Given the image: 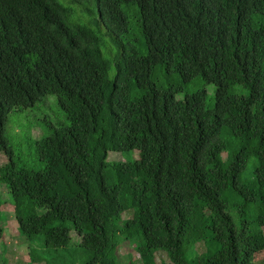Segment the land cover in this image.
I'll list each match as a JSON object with an SVG mask.
<instances>
[{
  "label": "trees",
  "instance_id": "16d2710c",
  "mask_svg": "<svg viewBox=\"0 0 264 264\" xmlns=\"http://www.w3.org/2000/svg\"><path fill=\"white\" fill-rule=\"evenodd\" d=\"M64 1L0 0V151L8 157L0 181L22 234L61 250L75 229L85 264H120L122 232L136 238L143 264H165L160 250L170 264H190L189 249L210 240L216 250L195 264H258L264 0ZM70 4L92 20L75 17ZM165 70L183 83L201 76L214 84L215 108L202 90L179 99L182 84L160 86ZM48 93L68 123L36 141L44 168L18 165L8 117ZM111 152L131 156L111 162ZM3 205L0 193V216ZM129 209L134 217L120 222Z\"/></svg>",
  "mask_w": 264,
  "mask_h": 264
},
{
  "label": "rangeland",
  "instance_id": "374dc122",
  "mask_svg": "<svg viewBox=\"0 0 264 264\" xmlns=\"http://www.w3.org/2000/svg\"><path fill=\"white\" fill-rule=\"evenodd\" d=\"M63 1L65 4L68 2ZM76 9L75 17L81 14V7L77 4H70ZM87 8L91 9L92 5ZM81 9V10H80ZM83 10H85L83 8ZM84 17H80L85 23L92 20L91 12L86 9ZM132 23H136V16L131 13ZM105 52H107L105 50ZM112 58V57H111ZM114 74V72H113ZM156 82L160 86H168L169 84H182L184 90L178 93V98H185L187 93L204 91L207 94L206 105L209 110H213L216 105V86L209 84L201 76L183 83L177 76L168 71L160 72V76L156 78ZM132 85V84H131ZM133 86V85H132ZM139 90L136 87L132 88V96L137 95ZM68 120L64 111L61 109L58 96L48 93L43 96L33 107L22 108L10 113L6 123V134L10 142V146L14 150V160L18 165H26L34 169L44 168L45 163L42 162L36 150V141L49 135L55 128L65 126ZM131 156L130 152H111L110 161H127ZM133 158L140 157V151L136 150L133 153ZM8 161V157L0 151V164ZM255 166L251 162L243 175L244 180H248L254 172ZM112 182V181H111ZM0 193L4 205L2 207L3 216H0V264H85L86 257L83 254V248L79 245L81 237L73 229L72 240L67 248L64 249H46L44 247L45 238L36 237L29 240L22 234L19 229L18 221L15 219V205L12 200V195L5 183L0 181ZM232 207L231 214L235 219L240 217L239 207ZM2 215V214H1ZM134 210L129 209L120 215V222L132 219ZM246 218L251 222L255 220L253 208H247ZM73 227V226H72ZM130 230V229H128ZM121 245L119 246L118 259L120 264H143V259L138 250L136 238L129 232L121 233ZM131 237L130 239H126ZM216 250V246L211 240L208 243H202L195 248H190L188 253V261L190 264H195L197 257H201L210 251ZM32 253L35 258L32 262ZM158 263L165 262L170 264L171 260L168 252L160 250L156 253ZM257 263L264 264V252L257 255Z\"/></svg>",
  "mask_w": 264,
  "mask_h": 264
}]
</instances>
